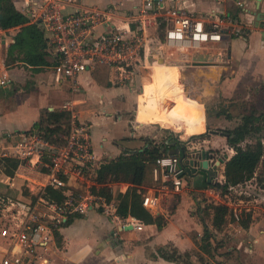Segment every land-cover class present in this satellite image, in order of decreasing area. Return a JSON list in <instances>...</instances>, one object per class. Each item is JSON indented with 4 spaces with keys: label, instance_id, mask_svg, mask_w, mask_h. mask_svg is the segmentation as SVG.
Returning <instances> with one entry per match:
<instances>
[{
    "label": "crops",
    "instance_id": "obj_1",
    "mask_svg": "<svg viewBox=\"0 0 264 264\" xmlns=\"http://www.w3.org/2000/svg\"><path fill=\"white\" fill-rule=\"evenodd\" d=\"M12 1L14 6L20 10L23 0ZM70 2L78 7L95 4H84L79 0H72ZM138 2L140 0H118L115 3L110 2L98 6L113 8V20L119 22V18L124 12L130 10ZM164 3L166 5L178 6L187 12L189 11L194 15L202 17H207L210 13L217 15L224 13L229 14L231 17V22L228 24L227 29L228 33L224 35L223 40L210 42L199 48L204 50L212 48L210 58L201 60L191 56L193 51L183 52L179 54V59L175 61H179L177 65H181L185 70H180V74L178 77L176 76V79L173 76L167 79L170 84L172 80L173 82L174 80H178L179 83L174 82L175 85L177 83L184 85L183 89L177 85L183 92H178L173 88L174 92H177L176 94H184L185 92V94L189 93L191 97L190 99L184 97L183 100H180L173 96L175 101L190 106L194 114H200L198 118L194 119L187 116L201 127L200 129L190 131L189 135L201 132L206 128L209 129L208 136L197 137V140L191 138L187 141V146L194 149L198 148L199 144H202L204 147L221 148L224 154L223 158L220 157L222 159L219 162L222 178L224 159L233 152V148L226 142L225 134L215 129V127H222L223 125H226L223 127H231L237 123V116L233 113L232 106L225 108L226 113L224 116L216 113L217 108L209 112L205 109L204 112V102L215 103L219 94H222L229 97L231 102L237 98H242L249 101L248 104H254L256 107L264 109V25L261 20L264 16V0H164ZM27 22L31 21L28 19ZM235 26H243L247 29V32L236 34L231 31ZM18 28L19 24L8 28L0 27V80H3L2 82L0 81L1 156L3 155L1 153L3 145L9 139L6 136L7 131H18L34 127L32 125L39 118L42 107L47 106L48 108H52L51 105L47 104L48 101L51 102L53 100V96L48 91L49 86L63 87L70 93L65 80L59 83L53 80L51 68L49 70L50 73L48 72V77H46L40 71L41 67L37 68V66L24 64L23 62H18L16 59L12 61L10 56V62L7 64L4 62L8 46L13 42ZM44 34L46 33L44 32ZM48 44L47 42V47ZM186 54H190V56H186ZM196 60L206 62L195 64L194 61ZM185 61H189V64L195 65L190 68L188 64L189 67H186L184 65L187 62ZM46 66L51 67V64ZM157 68L154 71V67H146L139 74L136 73L128 81L124 82L114 81L111 78V73L108 72L107 77L110 82L108 85L100 84L92 73H89L88 76L86 75L88 72L83 71L78 76L79 84L73 94H80L82 95V99L86 100L88 92L91 96L96 95L98 102L103 103L105 101L108 104H112L115 96L124 97L128 93L131 95L133 106L128 109L132 113V116L127 118V123L131 124L129 126L132 129L146 133L134 126V122L136 121L138 123H148L151 128L156 123L158 124V128H165L163 124L169 123L176 131L179 122L186 119L183 118V115L174 116L173 113H170V106L168 111L162 108L163 104H170L168 103V99L160 100V97L154 94V96L140 105L137 100V92L134 89L135 83H139L140 78L152 77L155 88L158 87ZM193 68L194 71L198 70L199 73H202L198 77V90L197 88L195 90L192 88L195 84H198L197 77L191 75ZM185 80H190V82L185 83ZM193 99H195L199 109H195L191 104ZM169 102H171V99ZM146 104L150 105L149 109H146L144 106ZM224 104L225 106L228 105L226 102ZM139 107L141 110H139ZM103 110L105 112V108ZM91 111L86 118L90 123L93 149L100 159L103 158V154L118 152L121 145L118 146L111 142L104 144L106 140L105 135L100 134V132L94 130L91 126L92 120L97 122L99 118L98 112ZM121 114L118 113L117 116L120 117ZM79 118L81 117L79 116ZM81 119L86 120L85 118ZM211 122H214L212 124L214 126L208 127ZM135 133L133 132V134ZM2 136L5 137L4 143L1 141ZM137 148L141 149L139 145ZM210 156L211 163H215L216 158H219ZM18 165L17 170H14L13 174L1 171L0 192L4 194L6 199H9L10 195L18 196L21 192L20 186L23 183H30L26 181V178L30 177L29 173L18 169L21 166V162ZM29 167L32 166L29 165ZM34 170L38 171L36 168ZM109 184L112 187L114 185V189L116 187L117 190L122 192L130 189L132 186L128 181H115ZM187 184L185 182V185L179 192H165L162 194L161 199L163 203L160 202V199L159 204L154 208L144 206L151 216L155 215L152 210H158L163 215L164 222L160 226L156 225L153 219H143L131 214L130 211L125 216H113L104 212L101 207L95 206L90 207L85 212H74L68 215L53 230L54 245H52L53 247L49 252L50 259L46 264H216L213 256L216 259H221L222 255L214 252L215 245H211L210 240L213 238L214 233L207 239H204L203 227L206 225L198 214L196 216V214L189 211L194 198L192 192L189 190L190 186ZM77 185L82 186L80 183ZM199 185H202L201 181L198 186L193 188L195 190L206 189V187ZM144 187L145 189H143ZM146 187L148 188L149 185H139L136 186V190L139 191L142 188L143 192L147 190ZM248 187L253 191H249ZM228 188H233L232 190L237 193H232V198L226 201V203L229 206H236L240 210L244 206L245 211L247 210L246 212L249 213L248 224L245 226L238 224L235 219L239 229L244 230L243 232L247 234L248 239H246L247 241L242 239V241L240 240L236 244L240 255H236V257L233 253H230L221 259L220 262L222 264H264V186L257 182V178L254 175L244 181L232 184ZM33 192L34 194L36 193V191ZM174 194H177L178 198L173 203ZM131 201L132 194L129 193V206ZM10 202H17L18 204L19 199L13 200L11 197ZM168 204H171L170 207ZM2 208L4 209L5 207ZM12 214L14 212L7 214L9 217L4 220L5 223L12 222ZM231 220L228 222L230 225L233 224ZM4 222L0 224V227L4 225ZM129 222L131 223L130 227L121 228L118 226L119 224ZM210 226V230L216 229H212V226ZM196 237H198L197 240ZM5 246L6 242L3 236L0 235V249ZM162 247L167 250L175 247L176 258L164 257L160 252L162 251ZM195 248L200 249L201 254L197 255L196 251H194Z\"/></svg>",
    "mask_w": 264,
    "mask_h": 264
},
{
    "label": "built area",
    "instance_id": "obj_2",
    "mask_svg": "<svg viewBox=\"0 0 264 264\" xmlns=\"http://www.w3.org/2000/svg\"><path fill=\"white\" fill-rule=\"evenodd\" d=\"M70 1L23 0L20 7L27 19L48 31L49 50L56 56L51 64L53 80H65L71 94L61 103L68 119L58 132L38 127L6 132L9 139L1 153L36 168L42 181L35 200L19 201L12 222L0 227L6 242L0 249V264H46L54 245V228L74 212L82 213L95 206L107 214L118 215L117 201L92 189L98 184L91 167L100 157L92 146L90 123L79 118L73 107L79 74H93L97 63H105L111 78L124 82L146 67H154L155 71V63L175 61L183 52L223 40L231 22L229 14L210 13L202 17L166 5L164 0H140L115 22L111 7H78ZM261 20L264 25V16ZM157 27L162 35L159 41L154 39ZM231 31L243 34L247 29L235 26ZM138 84L140 105L154 96L155 83L152 77H143ZM162 108L168 111L169 105L163 104ZM176 131L187 143L185 121L179 122ZM183 169L178 153L157 155L152 169L156 183L141 193L142 205L154 208L165 192H179L186 182ZM46 186L66 187V195L58 201L44 198L41 192ZM231 212L236 220L241 216L236 206L231 207Z\"/></svg>",
    "mask_w": 264,
    "mask_h": 264
},
{
    "label": "trees",
    "instance_id": "obj_3",
    "mask_svg": "<svg viewBox=\"0 0 264 264\" xmlns=\"http://www.w3.org/2000/svg\"><path fill=\"white\" fill-rule=\"evenodd\" d=\"M27 17L24 13L18 10L12 0H0V27L8 28L18 25L19 28L15 32L14 40L8 46L7 56L4 62L7 64L10 59L30 64L32 66H40L52 64L56 56L47 48V35L37 22H27ZM27 22V23H25ZM162 35L157 27L155 33V41L161 40ZM154 42L152 41V44ZM181 66V65H180ZM93 76L97 82L103 85H108V66L105 63H97L93 71ZM160 82L157 81V84ZM167 90V89H166ZM164 91V90H163ZM155 92V96H160V100L168 99L170 113L174 116H188L189 118H198L200 114H194L192 108L185 104L175 101L173 95ZM149 109L150 105H144ZM139 110L140 107H139ZM222 108L216 111L221 112ZM68 119V112L47 106L42 107L39 118L32 126L44 128L46 132H58L62 128L63 123ZM203 127V126H202ZM264 128V109L256 107L254 104L244 107L241 113L240 120L231 127H215L226 136V142L233 148V152L224 159L223 162V177L220 180L210 181L204 178L202 187H215L219 192H225L227 188L238 182L244 181L252 176H256L257 182L264 186V133L261 132ZM209 135V129L197 133H192L189 138L205 137ZM51 137L50 134H48ZM177 137L167 135L158 144L151 143L148 139L146 144L141 149H125L109 158H101L96 164L91 167L92 175L97 182V186L93 185L92 189L95 192L101 193L106 199L114 198L117 201L116 212L120 216L127 215L130 211L138 217L148 220H154L156 225L160 226L164 222L162 214L157 213L154 216L149 214L141 203V192L136 190L139 185H152L156 183L153 178L152 169L155 164V157L162 153H168L175 145H179L180 141ZM3 171L7 174H13L14 168L21 162L16 157L2 155ZM43 169V167H41ZM115 181H128L132 184L130 189L122 192L120 190L113 191V187L109 184ZM66 187L46 186L42 191V196L48 199L62 200L66 195ZM132 194V201L129 206L128 194ZM200 208V207H199ZM210 212V223L212 228H218L226 220L227 215L232 216L231 209L225 202H209L200 208ZM249 213L245 212L238 218L237 222L245 226L248 224ZM213 230L208 226L203 227V238L207 239L212 235ZM168 251V253H166ZM164 257L176 258V248L167 250L162 247L160 251Z\"/></svg>",
    "mask_w": 264,
    "mask_h": 264
},
{
    "label": "rangeland",
    "instance_id": "obj_4",
    "mask_svg": "<svg viewBox=\"0 0 264 264\" xmlns=\"http://www.w3.org/2000/svg\"><path fill=\"white\" fill-rule=\"evenodd\" d=\"M79 1L84 3V4L95 3L97 5H102V4L110 3V2L115 3V1L117 2L118 0H79ZM44 32L46 34L48 33V31H44ZM47 42H48V40H47ZM49 46L50 45L48 44V47ZM212 50H213L212 48H209L206 50L197 49V50L192 52L191 56L193 58L205 60V59L211 57ZM186 56H190V54H186ZM169 62H171V63H169ZM178 62L179 61H173V60L172 61H166V63H169V64H165V65L163 63H155V66L158 67V68L156 67L158 69V78H157L158 80L157 81L160 82L159 83L160 85H158V87H156L154 91L155 92H161L164 90L163 93L167 94L168 97H169V95H173L176 99H180V100H183L184 97L185 98L188 97V99H190L191 97L189 96V93L185 94V92H184V94H176L177 92H174L173 88H175L178 92H183L182 89H183L184 85L178 84L179 83L178 80L177 81L174 80V82L175 83L178 82L177 85L179 87H181L182 89H180L177 85H175L173 80L171 81V84L167 81V79L171 78L172 76L175 77V79H176V76L178 77V75L180 74L179 73L180 70H185V68H183L182 66L177 65ZM185 62H187V64L184 65L186 67H189V65H190V68H191L195 65V64H189L190 63L189 61H185ZM40 67H41L40 71L43 74H45L46 77H48V72H49L50 68L52 69V67H50V66L48 67L44 64ZM86 75L89 76V73H86ZM191 75L194 77H197V81H198V77L201 76L202 73H199L198 70L194 71V68H193V70H191ZM127 81H128V79H127ZM181 83H183V82H181ZM197 83L198 84H195L192 87L194 90L197 87L199 88V86H197V85H199V81ZM138 87H139V84H138V82H136L134 90L137 91ZM48 88H49L48 89L49 93L53 96V100L51 102L48 101L47 104L51 105L52 107L62 109L61 103L63 102L64 98L70 96V93H68V91L65 90V88H63V87H58V86H54V87L51 86L50 87L49 86ZM198 88H197V90H198ZM73 96H74V98H76L74 100L73 107L81 118L86 119V122L89 121V120H87L86 117H88V113L91 110L96 112V113L97 112L99 113L98 114L99 118H98L97 122H94L92 120L91 126L93 127L94 130L100 132V134L105 135L106 140H105L104 144H106V143L108 144L109 142H111V143L117 144L118 146L121 145L120 150L118 152H115L114 154H111V153L103 154V158H109V157H112L114 155H117L116 153L122 152L125 149H130V150L135 149L138 147V145L140 147H142L143 145L146 144V140H148V139L151 141V143L158 144L163 138H165L167 135H169L168 130L166 128H158L157 123H156V125H154L153 128H151L149 130L151 132H148V133L147 132L146 133L138 132L136 129L134 130L129 126L131 124L129 122L127 123V118L131 117L132 113L128 109L133 106L132 105L133 101L131 100V95L128 93H126L124 95V97L115 96L114 102H112V104H110V103L108 104L105 101L103 103L98 102L96 95L91 96L88 92H87V99L86 100H83L82 95H80V94H74ZM224 102H226L228 105L225 106ZM248 102L249 101L242 99V98H237L235 101L233 100L231 102L229 97L223 96L222 94H219L217 100L215 101L217 110L222 108V111L220 112L221 116L225 115V113H226L225 108L226 107L230 108V106H232V111L237 116V119H236L237 122L240 120V116H241L242 111L244 110V107L251 105V104H248ZM191 104L194 106L195 109H199L198 105L195 102V99H193V101H191ZM103 108H105V112H104ZM118 113H120V114L122 113L120 115V117L117 116ZM183 118L186 119L185 120V129L187 132L201 128L199 125L195 124L192 120H190L187 116H183ZM210 124L208 125V127L214 126V125H212V124H214V122L213 123L211 122ZM223 126H226V125H223ZM132 131L136 132V133L133 134ZM176 132H177V135L179 137H181V138L183 137V136L179 135L178 131H176ZM261 132L264 133V128H262ZM132 135H133V137H131ZM4 138H5L4 136L1 137V141H3L2 143H4V141H5ZM189 139H191V138H189ZM194 139L197 140V137H194ZM103 148H105V147L103 146ZM199 148L208 149L210 152L209 155H212L215 157H222V158L224 157L223 156L224 154H223L221 148L204 147L202 144H199V147L197 149H199ZM185 150H186V153L189 154L190 149L186 147ZM0 158H1V155H0ZM216 160H217V158H216ZM219 162L220 161H216V163L211 168L210 179H209L210 181H216V180H219V178L222 179L221 175H220L221 168H220ZM3 165L4 164H3V162H1V159H0V177L2 174L1 171L3 170ZM17 166H19V165H17ZM16 168L17 167H15L14 170H17ZM18 169H20V170L22 169L23 171H27L29 173L30 177L26 178V181H29L30 183L29 184L23 183L20 186L21 192L18 194V196H15V195H13V196L10 195V196L12 197L13 200H16V198H17L21 202L22 201H28L29 198L33 199V201H34L37 194H34L33 191H36L38 189V187L40 186L41 181H42V176H41L39 171H35L33 167H29V165L27 163H25V161H21V166L18 167ZM203 177H204V173L200 169H196L195 172H190L188 170V168H186L184 173H183V179L188 183L187 185L190 186L189 190L192 192V196L194 198V201L191 204V208H189L190 209L189 211L196 214V216L198 214L200 216V218L202 219V221L204 222V224L209 227L211 225L210 224L211 215H210V212H207L206 210L200 209L202 207V205L209 203V202H225L226 203V201H228L230 198H232L231 197L233 195L232 193H237V192L232 190L233 188H227V190H225V192H219V190L217 188L211 187V186H208V187H206V189H203V190H195L193 187L198 186L199 182L202 181ZM250 187H248V190L253 191V190L249 189ZM116 189H117L116 187L114 189V185H113V191H115ZM143 189H145V187ZM41 194H42V192H41ZM0 195L3 196V197L0 196V224H2L4 222V220L9 217V215H7V214H9V212L12 213L13 210L19 206V203L17 204V202H15V203L10 202L11 197L9 199H6L4 194H2L1 192H0ZM177 198H178V195L174 194L173 200H172L173 203H174V200H176ZM160 202L163 203L162 199ZM170 205L171 204H168L169 207H170ZM228 206H229V204H228ZM2 207H5V208L3 209ZM229 207L231 209L232 206H229ZM243 207L244 206H242L241 215H242V213H245L247 211V210L245 211V209ZM152 212H153V214L159 213L158 210H156V211L152 210ZM232 216H233V214H232ZM231 219H232L231 221H233L234 225L228 224V222L230 220V216L227 215L226 220L221 224V226L216 228L215 230H213L214 235L212 236L213 238H211V240H210L211 245L212 246L215 245V251L214 252H217L218 254L222 255L221 259H223L225 256H228L230 253H233L234 256L240 255V253L238 252V248H237L236 244L240 240L242 241V239H244V241H247L246 239H248L247 234L245 232H243L244 230L239 229V226H238L239 223L237 222L238 224H236V222H235L236 220H235L234 216L231 217ZM4 224H5V222H4ZM0 235H1V233H0ZM197 239H198V237H196V240ZM194 251H196L197 255L201 254L200 249L195 248ZM221 259H218V258L216 259L213 256V260H215L214 262L216 264H222L220 262Z\"/></svg>",
    "mask_w": 264,
    "mask_h": 264
},
{
    "label": "water",
    "instance_id": "obj_5",
    "mask_svg": "<svg viewBox=\"0 0 264 264\" xmlns=\"http://www.w3.org/2000/svg\"><path fill=\"white\" fill-rule=\"evenodd\" d=\"M206 61H199L196 60L194 61L195 64H200V63H205ZM183 82V81H181ZM189 83L190 80H185V83ZM214 107V108H212ZM216 108L215 103L214 102H204V112L205 109L206 111H210V110H214ZM164 127L168 130L169 135L173 136V137H177L179 139H181V137H179L177 135V132L172 128V126L169 123L163 124ZM134 126L138 129H141L145 132H151L149 131L151 129V126L148 123H138V122H134ZM189 148V154L186 153L185 148ZM170 153H178L179 157H180V161L184 166V171L186 168H188V170L190 172H195L196 169H200L201 171H203L204 173V177L202 179L201 182H203L204 178H206L207 180L210 179V172H211V168L212 166L216 163V161H220L222 158H218L217 160H215V163H211L209 159L211 156L209 155L210 152L208 149H197V148H190L187 146V143L184 142L183 140L180 141L179 145H175L174 147H172L169 150ZM119 227H130L131 223H124V224H119Z\"/></svg>",
    "mask_w": 264,
    "mask_h": 264
}]
</instances>
